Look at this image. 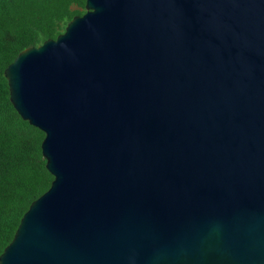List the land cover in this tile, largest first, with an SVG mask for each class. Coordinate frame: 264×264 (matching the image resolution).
Segmentation results:
<instances>
[{"label": "water", "instance_id": "water-1", "mask_svg": "<svg viewBox=\"0 0 264 264\" xmlns=\"http://www.w3.org/2000/svg\"><path fill=\"white\" fill-rule=\"evenodd\" d=\"M6 68L54 176L0 264H264V0H86Z\"/></svg>", "mask_w": 264, "mask_h": 264}, {"label": "trees", "instance_id": "trees-1", "mask_svg": "<svg viewBox=\"0 0 264 264\" xmlns=\"http://www.w3.org/2000/svg\"><path fill=\"white\" fill-rule=\"evenodd\" d=\"M85 6L86 0H0V256L54 179L42 152L45 133L15 109L5 70L26 48L56 39Z\"/></svg>", "mask_w": 264, "mask_h": 264}]
</instances>
